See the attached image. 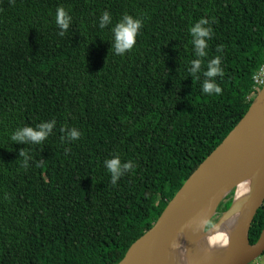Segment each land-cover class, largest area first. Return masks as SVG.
<instances>
[{"label": "trees", "instance_id": "trees-1", "mask_svg": "<svg viewBox=\"0 0 264 264\" xmlns=\"http://www.w3.org/2000/svg\"><path fill=\"white\" fill-rule=\"evenodd\" d=\"M124 15L142 27L115 55ZM202 18L203 58L189 33ZM217 56L222 76L191 71ZM263 67L264 0H0V264H119L247 114ZM41 123L38 143L10 138ZM114 156L133 169L112 184ZM263 227L264 206L252 244Z\"/></svg>", "mask_w": 264, "mask_h": 264}, {"label": "water", "instance_id": "water-1", "mask_svg": "<svg viewBox=\"0 0 264 264\" xmlns=\"http://www.w3.org/2000/svg\"><path fill=\"white\" fill-rule=\"evenodd\" d=\"M242 185L247 191L237 197ZM233 192L230 208L218 214ZM263 206L264 87L240 123L119 264H253L264 255V227L257 242L250 241L252 225ZM225 230L227 240L213 247L209 235Z\"/></svg>", "mask_w": 264, "mask_h": 264}, {"label": "clouds", "instance_id": "clouds-1", "mask_svg": "<svg viewBox=\"0 0 264 264\" xmlns=\"http://www.w3.org/2000/svg\"><path fill=\"white\" fill-rule=\"evenodd\" d=\"M69 20H70V16L64 10V8L58 7L56 9V16H55V22L57 27L62 30L66 29L68 27ZM207 23L208 21L202 18L198 22H196L194 26H192L189 30L190 35L196 37L194 41L197 49L196 55L201 58L205 57V53L201 51V49L207 47L205 40L201 38L202 37H208V39L211 38V28L201 27V25H205ZM109 24H111V16L109 12L105 11L100 16L99 27L104 28ZM141 27H142V21L140 19L134 18L129 15H124L111 28V32L115 37V47H114L115 55H123L134 47L136 43V37ZM62 34L63 32H61V35ZM209 61L210 63L206 64V67L209 68L208 71H204V69H202L201 67L202 59L197 61H190L193 64V68L191 70L193 74L195 73L196 69L199 68L202 75L205 77H211L217 74L222 76L223 75L222 69L216 67V65L220 64V57L217 56ZM263 87H259V88L262 89ZM202 91L204 94L207 95H212V94L219 95L221 93V88L217 84H210L207 82V80H205L202 84ZM40 127L42 129L41 131H33L31 127H24L22 129V132L12 134L10 138L12 140H22L25 137H27L34 143H38L41 140L45 139L46 130H50L52 128V124L41 123ZM79 136L80 133L74 129L68 138L75 140ZM21 155L23 156L24 153L22 152ZM37 166L39 165L37 164ZM104 166L110 174L112 184H115L116 181L122 175H124V173L129 172L131 169H133L132 161L121 163L119 156H114L111 159L105 160ZM22 167L27 168L28 165L24 163L22 164Z\"/></svg>", "mask_w": 264, "mask_h": 264}, {"label": "bare ground", "instance_id": "bare-ground-1", "mask_svg": "<svg viewBox=\"0 0 264 264\" xmlns=\"http://www.w3.org/2000/svg\"><path fill=\"white\" fill-rule=\"evenodd\" d=\"M246 191H247V186L245 185L240 186L238 189L237 197H240L242 194H245ZM225 233H227L226 230L224 231V233H220L217 235L216 233L215 234L211 233L209 235V241L211 242L213 247L227 240L228 237L225 235Z\"/></svg>", "mask_w": 264, "mask_h": 264}, {"label": "built area", "instance_id": "built-area-1", "mask_svg": "<svg viewBox=\"0 0 264 264\" xmlns=\"http://www.w3.org/2000/svg\"><path fill=\"white\" fill-rule=\"evenodd\" d=\"M257 87H263L264 86V67L261 69L259 75L255 79ZM259 264V263H255Z\"/></svg>", "mask_w": 264, "mask_h": 264}, {"label": "rangeland", "instance_id": "rangeland-1", "mask_svg": "<svg viewBox=\"0 0 264 264\" xmlns=\"http://www.w3.org/2000/svg\"><path fill=\"white\" fill-rule=\"evenodd\" d=\"M213 222L215 223L217 222V217L216 219L213 220ZM255 263L264 264V255L261 258H259L256 262H254V264Z\"/></svg>", "mask_w": 264, "mask_h": 264}]
</instances>
